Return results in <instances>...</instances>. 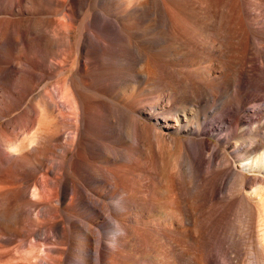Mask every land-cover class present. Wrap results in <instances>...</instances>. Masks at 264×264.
I'll list each match as a JSON object with an SVG mask.
<instances>
[{
    "label": "bare ground",
    "instance_id": "1",
    "mask_svg": "<svg viewBox=\"0 0 264 264\" xmlns=\"http://www.w3.org/2000/svg\"><path fill=\"white\" fill-rule=\"evenodd\" d=\"M260 16L0 0V264H264Z\"/></svg>",
    "mask_w": 264,
    "mask_h": 264
},
{
    "label": "rangeland",
    "instance_id": "2",
    "mask_svg": "<svg viewBox=\"0 0 264 264\" xmlns=\"http://www.w3.org/2000/svg\"><path fill=\"white\" fill-rule=\"evenodd\" d=\"M258 20H256V22H257V24L258 25H260V23L262 22V24H264L263 22H264V16H260L259 18H257ZM263 20V21H262ZM259 22V23H258ZM255 25H256V23H255ZM262 66H263V68H264V64L262 63L261 64ZM247 66V67H246ZM245 66V68L247 69L246 71L247 72H250V71H252V69H250V68H252L251 67V65L250 64H248V65H246ZM248 69H249V71H248ZM260 102V103H259ZM258 103L260 104L258 107H259V113L260 114H264V101H259ZM251 105V103H249V104H247V105H245V106H243V108H246L247 109V107H249ZM243 108H241V110H238L237 112H235L237 115H242L241 117H243V115L245 116V114H248L249 112H248V110H246V109H244L243 110ZM242 111V112H241ZM246 111V112H245ZM216 132H218V131H216ZM220 135V134H219ZM205 135H201V136H196L195 138V141H207V140H210L211 141V146H210V149L204 154V155H202V157L204 158V157H208V156H210V154H212L213 152H216V150L217 151H220L221 150V147H219V143L217 142V140L214 138V137H212V136H208V135H206L205 137H204ZM220 148V149H219ZM248 254V253H247ZM245 256V255H244ZM247 258H249L248 256H247Z\"/></svg>",
    "mask_w": 264,
    "mask_h": 264
}]
</instances>
